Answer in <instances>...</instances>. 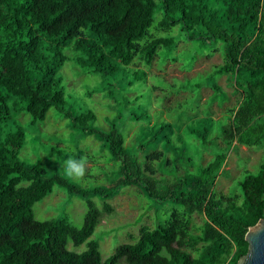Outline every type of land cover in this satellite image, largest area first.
Instances as JSON below:
<instances>
[{
    "label": "trees",
    "instance_id": "16d2710c",
    "mask_svg": "<svg viewBox=\"0 0 264 264\" xmlns=\"http://www.w3.org/2000/svg\"><path fill=\"white\" fill-rule=\"evenodd\" d=\"M182 37L201 47L222 43L224 60L213 74H228L240 94L221 135L211 137L206 116L190 125L192 138L214 155L183 172L189 141L169 121H152L142 100L148 72L139 65L169 55ZM69 60L97 82L68 91L61 71ZM212 87L221 89L216 82ZM137 88L141 92L131 96ZM99 91L108 100V127L93 105ZM52 110L68 127L65 135H54L57 147L70 135L94 136L99 152L107 150L108 161L118 163L109 182L86 187L20 157L29 130ZM131 124L138 125L135 148L126 142ZM237 143H264V0H0V264H236L249 249L248 229L264 217V163L257 172L245 170L240 191H215ZM69 149L64 144L62 150ZM76 156L84 157L82 148ZM55 185L85 199L81 227L67 216H35V203ZM132 185L159 211L167 203L172 207L103 258L92 235L104 213L115 210L110 199ZM70 242H86L87 249H70Z\"/></svg>",
    "mask_w": 264,
    "mask_h": 264
},
{
    "label": "rangeland",
    "instance_id": "374dc122",
    "mask_svg": "<svg viewBox=\"0 0 264 264\" xmlns=\"http://www.w3.org/2000/svg\"><path fill=\"white\" fill-rule=\"evenodd\" d=\"M222 46V43H217L204 44L201 47L198 40H187L182 37L177 48L169 55L163 53V56H157L150 65L139 62V65L148 72L149 85L142 91L144 93L142 100L152 114V121H169L176 130L182 131L189 141L185 151L187 145L184 140L177 139L185 151L182 152L185 159L180 162L181 172L206 164L214 155L212 151L202 146L198 138H192L189 134L190 125L197 122V118L206 116L211 119L214 128L211 137L221 135L222 122L226 120L228 110L237 105L240 98L228 74H213L215 66L224 60ZM216 48L218 49L212 52ZM72 51L70 48L69 52ZM61 72L65 76L68 91L81 89L85 81L95 84L98 80L96 76L86 75L80 71L73 65L72 60L66 63ZM215 82L221 87L218 91L212 87ZM154 85L157 86L153 87ZM142 88L131 91V96L140 93ZM94 100L93 105L96 107L100 123L108 127V121L105 119L106 115L110 114V109L107 107L108 100L103 96L102 91L94 94ZM16 117L19 119L20 115ZM25 119L27 116L24 115L23 120ZM198 124L202 126L201 123ZM208 125L210 126L209 122ZM137 129V124H131L126 131L127 145L133 148L137 145ZM67 130L65 118L57 115L54 110L50 111L44 121H39L36 128L29 130L31 137L21 149L20 157L29 162H41L49 175L59 174L86 187L91 186L95 181L109 182V176L112 177L118 163L108 161L107 150L99 152L100 142L94 136L76 139L70 135L72 139H63L61 142L63 145L57 147L59 140L54 135H65ZM216 141L220 144V139L217 138ZM64 144L70 147L69 152L62 150ZM81 148L84 157L77 158L76 151ZM66 153L69 155L66 156ZM189 156L192 157L190 164L186 162ZM262 163H264V143L255 146L237 143L229 151L224 170L216 180L215 191L225 194L240 191L238 181L244 177L245 170L257 172ZM70 164L82 166L83 175L78 176L74 170L69 175ZM93 199L102 207L100 195L93 196ZM110 202L115 210L112 213H104L92 235L100 241L103 258L112 254L119 244L131 240V235H138L141 224L148 223L155 226L158 216L167 217L172 207L171 203H167L159 211L160 206L148 198L142 188L134 185L124 188L113 196ZM86 211L87 204L83 196L58 185L34 205V214L37 218L44 220L67 216L78 227L84 224ZM194 219L198 223L202 221L200 214H195ZM69 248L83 251L87 249V244L84 242L74 245L70 242Z\"/></svg>",
    "mask_w": 264,
    "mask_h": 264
},
{
    "label": "water",
    "instance_id": "95a60500",
    "mask_svg": "<svg viewBox=\"0 0 264 264\" xmlns=\"http://www.w3.org/2000/svg\"><path fill=\"white\" fill-rule=\"evenodd\" d=\"M249 249L236 264H264V217L246 233Z\"/></svg>",
    "mask_w": 264,
    "mask_h": 264
},
{
    "label": "clouds",
    "instance_id": "9594fccd",
    "mask_svg": "<svg viewBox=\"0 0 264 264\" xmlns=\"http://www.w3.org/2000/svg\"><path fill=\"white\" fill-rule=\"evenodd\" d=\"M73 170L75 171V173L78 175V176H82L83 175V167L80 166V167H77V166H74V165H69V168H68V174L71 175Z\"/></svg>",
    "mask_w": 264,
    "mask_h": 264
}]
</instances>
